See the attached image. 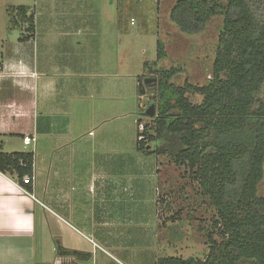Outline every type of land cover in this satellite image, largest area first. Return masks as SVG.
<instances>
[{"label":"crops","instance_id":"1","mask_svg":"<svg viewBox=\"0 0 264 264\" xmlns=\"http://www.w3.org/2000/svg\"><path fill=\"white\" fill-rule=\"evenodd\" d=\"M49 1L45 8L30 9L33 40L11 35L0 49V145L7 153H34L32 174L0 171V264H125L121 254L126 251L118 242L127 240L129 250L141 232L129 235L138 231L131 230L121 238L128 231L123 226L152 224L142 233L156 248L160 165L155 156H123L122 125L109 132L115 139L109 152L105 137L82 124L85 119L102 126L117 123L125 115L122 98L113 103L111 97L109 107L87 116L86 97L100 87L93 88L92 72V35L98 25L91 20L88 0ZM26 136L35 137L29 146ZM27 175L33 177L28 184ZM80 205L87 207L83 213L76 210ZM56 242L91 258L63 254ZM150 262L156 263L154 254Z\"/></svg>","mask_w":264,"mask_h":264},{"label":"trees","instance_id":"2","mask_svg":"<svg viewBox=\"0 0 264 264\" xmlns=\"http://www.w3.org/2000/svg\"><path fill=\"white\" fill-rule=\"evenodd\" d=\"M11 9L20 39L33 40L34 12L25 5ZM170 16L190 34L207 29L213 17H223L212 76L204 86L189 81L178 86L171 79L181 68L158 70L157 83L150 84L160 93L157 113L145 126L139 118L136 150L166 154L188 168L216 208L213 227L220 240L208 234L205 259L170 256L155 264H264V196L259 194L264 178V0H177ZM165 55L159 41L158 59ZM191 93L203 99L194 101ZM33 164V152L7 153L0 145L2 173L24 177L33 173ZM56 243L63 254L91 258Z\"/></svg>","mask_w":264,"mask_h":264},{"label":"rangeland","instance_id":"3","mask_svg":"<svg viewBox=\"0 0 264 264\" xmlns=\"http://www.w3.org/2000/svg\"><path fill=\"white\" fill-rule=\"evenodd\" d=\"M88 1L90 4L87 8L92 13L91 20L98 25L97 27L93 25L97 28V33L93 31L92 35V72L96 74L93 88L97 85L100 87H97L99 90H92L86 97V114L88 116L101 113L105 106L109 107L112 104L111 97L114 98L113 103L118 97L122 98L125 115L117 123L103 124L104 127L92 119H85L82 124L87 125V128L90 127L99 138L105 137V146L109 152L115 146V139L111 135L115 125L120 130L122 125V136L118 133V138L124 144L123 156H155V162L160 165L155 208L156 216L160 220L155 226L158 235L154 241L156 248H150L151 240L144 238L145 234L142 233L145 232L144 230L148 232V229L151 231L154 227L152 224L145 226L141 222V224L125 225L123 227L128 231L119 234L121 238L127 236L131 230L137 229L138 231H132L129 235L139 232L141 235L139 241H133L134 247L129 250H127V240L119 241V236H116L118 243L126 251L125 256L121 254V259L125 264L132 262L152 264L150 257L153 254L156 260L170 256L205 259L209 253L208 234L212 231L214 238L220 240L217 229L213 227L214 217L217 215L216 208L211 205L200 183L191 176L186 166L177 165L166 154L145 155L135 149L137 120L141 118L144 126L146 123H152L156 114L148 116L147 106L150 103L157 106L160 99L157 85L154 87L147 84L145 94L140 93L139 77L159 78L158 70L174 67L181 68L182 71L171 79L172 83L178 86H184L186 81L197 86L208 84L216 59L223 17H213L207 29L190 34L182 31L171 19V10L177 0ZM39 4L41 8H45L50 1L0 0V49L2 40L6 41L11 35L21 33L18 27L19 20L15 22L17 26L12 23V18L16 14H13L15 10L11 8L25 5L35 10ZM159 41L163 43L166 52L165 57L160 60L158 59ZM80 50L87 51V48L81 47ZM262 93L264 94V86ZM189 97L197 102L203 99L198 93H191ZM75 109L77 111L76 105ZM109 113L106 114L107 117ZM140 129L142 132L143 127L140 126ZM153 160L151 157L146 163L151 164ZM127 163L126 161L124 164ZM129 163L134 164V162ZM77 193V190L71 191L73 195ZM259 194L264 196V178L259 185ZM88 205L90 204H86ZM86 206L80 205L76 210L83 213L82 209L86 211ZM125 208H127L126 203ZM141 211L147 213L148 209L141 208ZM60 213H62L61 209ZM111 229L114 233L117 227L113 226ZM38 231L40 232L39 227ZM127 254L132 258H128Z\"/></svg>","mask_w":264,"mask_h":264},{"label":"water","instance_id":"4","mask_svg":"<svg viewBox=\"0 0 264 264\" xmlns=\"http://www.w3.org/2000/svg\"><path fill=\"white\" fill-rule=\"evenodd\" d=\"M157 78L156 77H146L143 80L140 81L139 86H140V93L145 94V89L147 84H156L157 83ZM146 114L148 116H155L156 114V105L152 103L146 110Z\"/></svg>","mask_w":264,"mask_h":264},{"label":"built area","instance_id":"5","mask_svg":"<svg viewBox=\"0 0 264 264\" xmlns=\"http://www.w3.org/2000/svg\"><path fill=\"white\" fill-rule=\"evenodd\" d=\"M0 69H2V66L0 65ZM23 75L26 74L27 72L24 71V72H21ZM33 75H36V73H33ZM141 127H143V125H141ZM90 134H93V132H90ZM33 141H35V137H31V136H26L24 138V144L25 146H29L30 144L33 143ZM32 179L33 177L27 175L25 176L24 178V183L28 184V183H31L32 182ZM26 191V190H25Z\"/></svg>","mask_w":264,"mask_h":264},{"label":"flooded vegetation","instance_id":"6","mask_svg":"<svg viewBox=\"0 0 264 264\" xmlns=\"http://www.w3.org/2000/svg\"><path fill=\"white\" fill-rule=\"evenodd\" d=\"M151 105V103L150 104H148V106L147 107H149Z\"/></svg>","mask_w":264,"mask_h":264}]
</instances>
